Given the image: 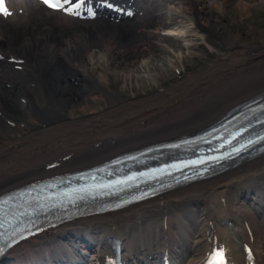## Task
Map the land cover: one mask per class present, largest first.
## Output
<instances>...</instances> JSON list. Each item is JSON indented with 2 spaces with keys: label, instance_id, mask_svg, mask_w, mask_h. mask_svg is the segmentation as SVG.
I'll return each instance as SVG.
<instances>
[{
  "label": "bare ground",
  "instance_id": "1",
  "mask_svg": "<svg viewBox=\"0 0 264 264\" xmlns=\"http://www.w3.org/2000/svg\"><path fill=\"white\" fill-rule=\"evenodd\" d=\"M257 2L264 4V0H236V7L246 18ZM213 7L222 16H217ZM227 7L228 0H167L165 15L138 23V31L132 25L106 21L59 19L41 14L34 6L17 13L11 23H0V52L6 57L0 60V137L6 139L5 120L18 125L23 115L37 117L46 126L41 129L31 125L30 135L0 147V193L201 130L236 104L261 93L264 35L250 29L236 32L237 46L223 48V55L206 69L156 95L138 98L146 95L147 87L164 81L167 75L172 77L171 71L182 63L183 55L173 46L172 38L181 40L189 50L219 47L218 35L231 30L223 22L228 20ZM195 24L197 29L193 30ZM244 35L249 39L246 43L240 41ZM11 57L25 61L12 62ZM16 64L23 69L15 68ZM75 76L80 78L79 84H75ZM117 84L137 97L131 107L105 113L93 109L88 115L72 117L63 116L57 108V98L66 106L86 100V106L81 107L85 112L94 101L100 103L102 96L88 99V94H102L105 88ZM260 186H264V158L125 213L88 218L50 230L16 247L5 264H58L71 253L80 252L77 244H64L60 239V234L69 232L85 234L101 253L106 249L101 251L100 243L108 235L120 234L131 251L128 258L133 264L159 256L163 250L160 239L167 232L183 237L179 247H172L175 264H203L208 248L215 244L226 249L232 264L244 259L246 247H253L258 263L264 264V230L255 229L244 213L248 203L237 201ZM202 205L206 209L200 215L194 213L192 219L191 210ZM159 217L168 221L165 233L158 225L152 227V219ZM185 220L195 223L196 228L182 229L181 221ZM147 240L150 248L145 251L139 246L137 255L135 249Z\"/></svg>",
  "mask_w": 264,
  "mask_h": 264
},
{
  "label": "rangeland",
  "instance_id": "2",
  "mask_svg": "<svg viewBox=\"0 0 264 264\" xmlns=\"http://www.w3.org/2000/svg\"><path fill=\"white\" fill-rule=\"evenodd\" d=\"M260 8H262L263 10ZM162 9H163L162 4H160L157 1H152V11L154 13V17H156L162 11ZM212 11L217 16H222L221 13L215 7L212 8ZM187 13L188 15H190L189 11ZM227 14H228V20H224L223 22L225 24L228 23V25H230L231 27V30L226 31L225 33H220L218 35L219 39H217L216 41L217 44H219V47L208 50L196 48L194 51H189L188 49H185V47L181 42H179L178 44L173 42L172 44L176 48V50L180 51L183 55V61L181 64H179V69L181 72L179 73V70L171 71V73L173 74L172 77H169L167 75V78L164 79V81H158L156 84L147 87L148 89H146V95H142L138 98H148L153 95H156L160 93L162 89L173 86L175 83L182 81L190 74L199 72L209 67L211 64H213L223 55L224 53L223 48H234L237 46L238 41L236 40V32H238L239 30L242 32H248L250 31V29H252V31L258 33L259 35H264V7L255 6L251 8L249 16L244 18L241 11L236 7V0H228ZM150 15H148L149 16L148 19L153 18ZM198 41L202 42L201 39ZM240 41L242 43H246L249 41V39L246 37V35H244L240 37ZM100 95L102 96L99 98ZM97 97L100 99V103L94 101V105L91 107L90 106L87 107L85 112L81 111L82 109L81 107L86 106L87 104L86 100H82L81 103L74 102L73 104L66 106V103H64L62 99L57 98L56 104H57V108L59 109V111L62 113L63 116L72 117V116L88 115L89 113H91L93 109H95L99 113H105L107 111H114L119 109H127L132 106L133 101H136L135 98H137L135 95H133V93L130 90L123 89L122 86L119 84L112 86L110 88H105L102 94L92 93L91 95L90 94L87 95L88 99H95ZM42 104L44 105L43 101ZM63 107H66L65 111L63 110ZM31 114H33V112H31ZM18 125L19 127L18 126L16 127L12 125L10 122L6 120L4 121L3 128L6 134L5 135L6 139H2L0 137V147L7 142H13L18 138L23 137L25 134L30 135L31 133L28 131L29 130L28 127L31 128V125L34 127H40L41 129H44L46 127L45 124L40 119H38L37 117L32 118L31 115L30 117L23 115ZM204 208L206 209V206L202 205L199 208L195 207L194 210H191L190 212L192 215L191 218L192 219L194 218L195 216L194 213H198L199 215L202 214ZM243 211L246 215L250 216L253 219L257 229L260 230V232H262L264 230V225L262 222L263 217H260L258 214H256L257 212H255L254 209L250 207H245ZM172 221H177V220L175 217H172ZM151 223H152V227L154 228L157 223L164 225V220H162V218L159 217L156 218V220L152 219ZM181 224L185 230H194L195 228V226L191 222H189L188 226H186L183 221H181ZM173 239H174V244H179L180 237L178 238L176 237V239L175 237H173ZM161 241L162 242L166 241V245L170 244V242L166 238H162ZM136 242L137 240L134 243L136 244ZM127 250H128V254L129 252L131 254V251H129V247ZM135 251L139 253V249H135Z\"/></svg>",
  "mask_w": 264,
  "mask_h": 264
},
{
  "label": "snow or ice",
  "instance_id": "3",
  "mask_svg": "<svg viewBox=\"0 0 264 264\" xmlns=\"http://www.w3.org/2000/svg\"><path fill=\"white\" fill-rule=\"evenodd\" d=\"M43 3L53 9H63L65 11H71L73 8L77 9L73 14L79 15L78 9L83 6L84 0H77V3L73 4L72 0H43ZM68 5V8H65L64 6ZM109 7H112V5H108ZM8 14L10 15V11L7 10L5 5V0H0V14ZM90 15H94V13L89 10ZM131 14V13H129ZM249 143H252V141H249ZM221 257V261L223 260V251L221 250L219 253H217Z\"/></svg>",
  "mask_w": 264,
  "mask_h": 264
}]
</instances>
